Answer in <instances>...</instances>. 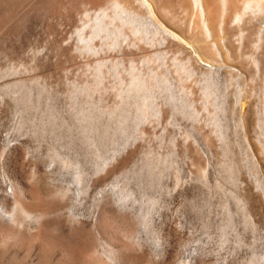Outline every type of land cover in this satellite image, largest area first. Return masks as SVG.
I'll use <instances>...</instances> for the list:
<instances>
[{
	"label": "rangeland",
	"instance_id": "rangeland-1",
	"mask_svg": "<svg viewBox=\"0 0 264 264\" xmlns=\"http://www.w3.org/2000/svg\"><path fill=\"white\" fill-rule=\"evenodd\" d=\"M98 7L0 0V264H264V47L204 68ZM16 154L60 194L37 203Z\"/></svg>",
	"mask_w": 264,
	"mask_h": 264
},
{
	"label": "bare ground",
	"instance_id": "bare-ground-1",
	"mask_svg": "<svg viewBox=\"0 0 264 264\" xmlns=\"http://www.w3.org/2000/svg\"><path fill=\"white\" fill-rule=\"evenodd\" d=\"M88 1L99 4L98 11L95 12L94 15V24L97 30H105L104 28L107 25L113 23L114 20L117 19L119 21H122L120 23H123V26H119L123 28L124 24L129 26L138 19L145 24L144 25L142 23L144 25V27L142 26L141 31L143 37H146L147 33L151 30H154L156 33V28H159V30H161L160 33L162 34L163 39L166 40H164V42H167L166 46H171L170 44L172 42H175L176 45L182 47L183 49L185 48L186 50L191 51V55L193 54L194 57H196L198 64L204 68H212V65L214 64V60L212 61L213 58H220L226 63L241 61V66L243 67L246 65V63L248 64V62L251 61V64L254 62L258 67L257 62L254 58H252L251 54L246 53L245 48L247 47L245 45L247 43H252L254 38L256 42L253 41L254 43L252 45L256 52L262 51L264 47V26L262 27L261 24H259L260 21H264V0H110L107 3H103L102 0ZM171 8H176L178 10H194V17L191 16L190 21L187 22L188 26L186 28L191 31V36H193L194 40L198 42V46L197 44L195 45L192 40H189L186 37L183 32L185 28L181 27L182 25L179 22L180 20L178 21L177 19V14L174 13ZM192 11L190 13H192ZM187 14L188 13H186L185 15ZM0 20H3V17H1ZM138 23L140 24V22ZM137 25L129 27L131 29H129V31H132L133 34L139 33L140 28L138 29V27H141V24L138 27ZM123 28L121 29L122 31L124 30ZM122 31H120L119 33L121 34ZM100 32H102V30H100ZM96 33H98V31H96ZM149 34L151 35V33H148V35ZM122 35L124 36L123 32ZM187 35L189 34L187 33ZM141 37L138 36V38ZM144 43L143 45H138L136 47V50L138 51V53L144 52L146 56V52H149L150 47H147L148 44L145 45ZM164 50L167 53L171 49H167V47H165ZM158 51L159 49L157 50V52ZM141 55H143V53ZM152 56L149 55L148 59H150ZM154 56H156V54ZM229 67L230 66H228V69ZM243 67L241 68L244 69ZM3 152L4 151L0 150V162L3 161ZM13 162L21 167L23 179L26 182L30 174L35 176L37 183L35 186L33 199L37 200V203H40L42 201L44 195H55L54 193H56V188L53 189L49 185V183L46 182V178H44L45 173L42 169H40L38 163H35L33 160L30 161L24 159L21 154H16ZM58 194L60 193H56V195ZM18 198H12L4 194L1 196L0 202L5 205L12 203L16 204L20 199ZM0 213L4 214L5 218L8 217L10 220L14 219L12 215H8L9 213L7 214L6 208L2 207V205L0 206ZM1 217L3 218V216ZM118 258L119 261L125 260L124 262H132L137 260H140L141 262L142 260L146 259L144 255L133 254L128 251H122L118 255ZM170 262L171 261L169 258L168 263L170 264ZM63 264L87 263L72 258L71 260ZM149 264H151V262H149Z\"/></svg>",
	"mask_w": 264,
	"mask_h": 264
}]
</instances>
